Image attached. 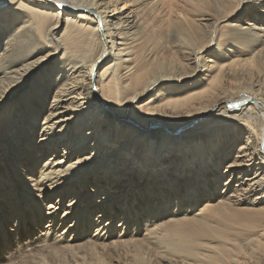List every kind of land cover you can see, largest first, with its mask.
<instances>
[{"label":"bare ground","instance_id":"bare-ground-1","mask_svg":"<svg viewBox=\"0 0 264 264\" xmlns=\"http://www.w3.org/2000/svg\"><path fill=\"white\" fill-rule=\"evenodd\" d=\"M263 1L0 0V264H264Z\"/></svg>","mask_w":264,"mask_h":264},{"label":"rangeland","instance_id":"rangeland-1","mask_svg":"<svg viewBox=\"0 0 264 264\" xmlns=\"http://www.w3.org/2000/svg\"><path fill=\"white\" fill-rule=\"evenodd\" d=\"M257 1H263V0H257ZM264 2V1H263ZM120 7V9L119 10H117V11H115V12H113V13H117V14H121V17H124V16H126L128 13H129V7H123V5L121 6V3L120 4H118ZM111 7H112V3H111ZM123 7V8H122ZM129 8V9H128ZM132 9V8H131ZM249 12H248V14H247V17H245L244 18V20L241 22V23H243V25H244V27H247V28H249V23H247V22H250V24H253V23H257L259 20H256V18L253 16V15H257V17H258V19H261L263 16H261V15H263L264 14V8L262 9V8H260V9H256V8H254V7H252V6H250V8H249V10H248ZM112 13V14H113ZM116 15V14H115ZM132 15V14H131ZM251 16V20H248V18ZM113 21H116L117 19H113V18H111ZM3 41H4V39L3 38H1ZM1 40V42H3ZM211 53V52H210ZM210 53H206L205 54V56L206 57H208L209 55H210ZM50 65H53V64H50ZM9 72V71H8ZM41 72H43V71H41ZM41 72H40V74H41ZM3 75H4V73H2V74H0V77H3ZM5 76V75H4ZM39 77V73H37V75L34 77V79L36 78H38ZM43 79H44V77H42V79H41V81H42V84H44L43 83ZM50 78H48V79H46V80H49ZM255 80V79H254ZM34 81V80H33ZM188 81H191V79H189ZM46 82V81H45ZM259 82H258V80L255 82V84L256 85H259L258 84ZM32 84H33V82H29L21 91H20V94L16 97V98H13V99H11L9 102H8V105H10L11 103L12 104H14V103H16L17 101H18V99L20 100V103L17 105V107H20L21 106V103L24 101V99H22L23 98V95L25 94V92L27 91V90H30L29 88L30 87H32V89H33V87L34 86H32ZM42 84H40V85H38L36 88H37V91H42L43 90V87H42ZM48 83H46V85H47ZM22 97V98H21ZM50 97V94L49 93H47V94H45V99L46 98H49ZM147 98H148V96H146V97H144L143 98V102H145L146 100H147ZM27 99H28V101L31 99V97L28 95V97H27ZM81 101V103L82 104H84V102L86 101V100H84V99H82V100H80ZM87 105V104H86ZM86 105H82V106H86ZM7 107V106H6ZM5 107V108H6ZM5 108L3 109V110H0V114H1V117H2V119H3V121L5 122V121H7V119H8V122H11L9 125L11 126V128L13 129L12 131H13V134H12V136H14V138L17 140V141H19V137H20V134H21V132H24L25 131V128L27 129L28 127L30 128V130L28 131V132H26V134L27 135H29V133L31 132V130L33 131L34 130V128H35V126L37 127V126H39L40 124H41V127H42V125L44 124V122H45V120L43 119V116H41L40 118H38V121H37V119L34 121V120H31L30 119V115H31V113H28L27 115H25V113H20V115L18 116L17 114H16V118H15V113L17 112H15V113H13V111L15 110V107H13L12 109V111L10 112L11 114H9L10 116H8L7 117V119H6V113H2L4 110H5ZM47 108H48V106H47ZM24 114V115H23ZM23 115V116H22ZM20 125V126H19ZM41 127L39 128L38 127V129L40 130L41 129ZM17 129V130H16ZM245 136H247V135H243V138L245 137ZM35 140V139H34ZM41 142L42 141H39V137H37L36 138V140L34 141V146L35 147H40L41 146ZM6 144H3L1 141H0V151H4V148L6 147L5 146ZM61 145V144H60ZM62 145H64V144H62ZM88 145V144H87ZM238 145V144H237ZM237 145L236 146H234V150L237 148ZM20 146V145H19ZM53 146H50V148H52ZM64 147H65V145L64 146H61V150L62 149H64ZM67 148H70V147H67ZM55 149V148H54ZM63 153V152H62ZM8 154V153H7ZM48 155H50L49 153H47V155L45 156V157H43L42 159H47V158H49V157H47ZM225 163V162H224ZM4 164L2 163V161L0 160V172H5V171H7V170H4L5 168H4V166H3ZM225 165V164H224ZM7 169H12V168H7ZM120 169H121V166H120ZM142 172H144V169H142ZM11 173V172H10ZM167 174V173H166ZM11 175L13 176V177H15V173H11ZM12 177V178H13ZM259 179V178H258ZM258 179H256V180H254V181H247V180H245L246 181V183L247 184H250V186L249 187H253V189L255 188V186L256 185H258V183L256 184V181H258ZM84 181V179H82L81 181H80V183H79V186H81L82 184V182ZM244 181V182H245ZM237 182H234V184H236ZM254 184H256V185H254ZM8 185V184H7ZM79 186H78V188H79ZM180 186H182V185H180ZM22 187V186H21ZM247 187V186H246ZM6 189H8L9 191H13L12 190V187L11 186H8ZM226 190L227 188L225 187H222L221 188V185L219 186V188H218V190H221V191H223V190ZM234 189H236L235 187H234ZM240 196H241V199L242 198H244V199H246V198H252V199H255L256 201H258L259 200V203H262V202H264V188H258V189H256V190H254V191H248V190H246V192H243V193H241L240 194ZM133 199H134V196L132 197ZM1 199V198H0ZM57 199V198H56ZM6 202H4L5 204L4 205H2L1 207H2V209H1V213H5V211H8V206H7V202L9 201V200H5ZM69 201V199L67 198L66 200H64L63 201V204H62V206H61V209H60V211H59V215H60V218H62V215H63V213H64V211L66 210V209H68V202ZM130 202V204H133V206H135L136 204L135 203H133V201H129ZM45 203H48V200L45 202ZM92 204H93V198L92 199H90L88 202H87V206L88 207H90V206H92ZM263 205H264V203H262ZM142 211H144V214H146L147 212H149V211H151V208L150 207H145V205L143 206V208L141 209ZM154 209L152 208V211H153ZM168 210H169V207H168ZM3 217H8L7 215H5V214H3ZM15 216H13L12 217V222L14 221V222H16V218H14ZM119 220V219H118ZM9 225H10V223H9ZM45 225H46V223H45ZM11 226V225H10ZM12 228H14V227H12ZM63 230H65V228H63ZM63 230H62V232H63ZM70 237V236H69Z\"/></svg>","mask_w":264,"mask_h":264}]
</instances>
